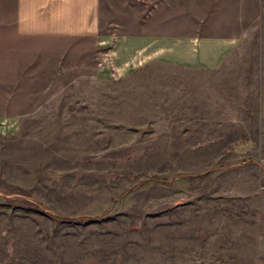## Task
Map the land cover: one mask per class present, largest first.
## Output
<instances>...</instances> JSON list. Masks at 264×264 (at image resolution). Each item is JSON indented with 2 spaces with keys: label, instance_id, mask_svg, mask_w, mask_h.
Returning a JSON list of instances; mask_svg holds the SVG:
<instances>
[{
  "label": "rangeland",
  "instance_id": "1",
  "mask_svg": "<svg viewBox=\"0 0 264 264\" xmlns=\"http://www.w3.org/2000/svg\"><path fill=\"white\" fill-rule=\"evenodd\" d=\"M107 1L104 29L138 27L137 7ZM12 19L0 0V50H14L18 81L37 85L17 87L10 104L43 118L0 139V264H264V143L192 134L190 119L172 116L183 102L140 87L150 76L83 77L97 55L103 68L109 45L21 37ZM255 51L235 55L224 76L253 82ZM232 90L226 98L241 102L254 93Z\"/></svg>",
  "mask_w": 264,
  "mask_h": 264
},
{
  "label": "crops",
  "instance_id": "2",
  "mask_svg": "<svg viewBox=\"0 0 264 264\" xmlns=\"http://www.w3.org/2000/svg\"><path fill=\"white\" fill-rule=\"evenodd\" d=\"M107 2V9L118 7L115 0ZM11 3L14 31L21 37L91 39L109 45L118 79L150 76L137 78L140 87L164 88L170 95L168 101L183 102V111L175 110L181 115L172 116L190 119L197 126L192 134L231 139L229 135H252L259 146L264 143V0H123L121 8L138 10V27L131 33L121 32L119 25L104 29V0ZM242 50H257L253 82L234 81L223 74V70L230 71L231 59ZM0 54L5 57L0 61V139H4L19 132L22 118L43 115L17 114L10 104L16 100L17 87L33 88L37 83L17 80L14 50H0ZM98 60L97 55L91 73L83 77L109 78L107 68L97 66ZM227 86L237 88L234 94L241 87H253L254 93L249 101L230 100ZM233 142L240 140L232 139L224 146Z\"/></svg>",
  "mask_w": 264,
  "mask_h": 264
},
{
  "label": "built area",
  "instance_id": "3",
  "mask_svg": "<svg viewBox=\"0 0 264 264\" xmlns=\"http://www.w3.org/2000/svg\"><path fill=\"white\" fill-rule=\"evenodd\" d=\"M102 60L99 63L100 66H105L109 69L110 72H115V65L112 56L109 54V52H103L102 53Z\"/></svg>",
  "mask_w": 264,
  "mask_h": 264
}]
</instances>
